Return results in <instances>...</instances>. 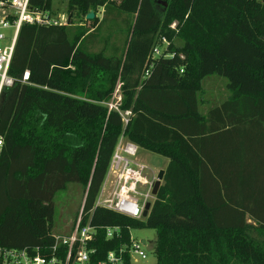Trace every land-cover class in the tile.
<instances>
[{
	"label": "trees",
	"instance_id": "obj_1",
	"mask_svg": "<svg viewBox=\"0 0 264 264\" xmlns=\"http://www.w3.org/2000/svg\"><path fill=\"white\" fill-rule=\"evenodd\" d=\"M61 1L71 25L22 27L0 99V246L50 248L55 197L77 184L98 229L89 264L142 228L157 232L156 264H264V0ZM211 76L230 97L203 114ZM122 138L169 160L143 221L95 207Z\"/></svg>",
	"mask_w": 264,
	"mask_h": 264
},
{
	"label": "built area",
	"instance_id": "obj_2",
	"mask_svg": "<svg viewBox=\"0 0 264 264\" xmlns=\"http://www.w3.org/2000/svg\"><path fill=\"white\" fill-rule=\"evenodd\" d=\"M43 2L44 6L39 7ZM51 6L47 7V3ZM68 3L61 0H0V99L5 88L12 87L17 80L10 77L9 72L15 55L17 42L22 27L27 25L42 26H70L71 16L69 6L65 10L62 5ZM177 24L171 26L176 29ZM162 44L166 49L162 51L157 45L153 57H160L167 50L169 43L163 38ZM149 70L145 71L148 77ZM29 72L25 73L20 83L28 84ZM121 89V85H119ZM121 90H118L119 94ZM122 96H119L121 101ZM110 109L119 110L118 104L111 105ZM124 121L127 124L126 116ZM5 140L0 136V161L3 155ZM158 173L138 158V149L127 146L122 139L112 158L104 184L96 200V208H105L119 215L143 221V213L147 203L156 199L153 189ZM153 205V203H152ZM85 199L73 222L69 233L54 234V244L41 252L36 249H17L0 246V264H89L95 250L91 243L96 240L98 229L89 220L84 222ZM108 240L120 239L119 227L103 228ZM145 244L138 242L132 236L130 243L120 247L118 251H111L101 264H124L129 259L131 264H144L148 254L143 249Z\"/></svg>",
	"mask_w": 264,
	"mask_h": 264
},
{
	"label": "rangeland",
	"instance_id": "obj_3",
	"mask_svg": "<svg viewBox=\"0 0 264 264\" xmlns=\"http://www.w3.org/2000/svg\"><path fill=\"white\" fill-rule=\"evenodd\" d=\"M67 6V4H63L62 9L65 10ZM99 16L100 18L103 17V11H100ZM74 23L78 24L79 20L75 18ZM87 25L88 27L90 26V24ZM107 37L108 33L106 30L103 29L100 38L94 43V47H92L91 50L97 52L101 51L105 47V43L101 39H107ZM115 40L117 41V39L113 36L112 39L109 40V44ZM161 49L162 51H164L166 49V46L162 44ZM118 90H120L119 86L116 89L113 99L106 104V106H108L109 108L111 105L114 106L115 104H118L119 108L122 102V100L119 101V96L122 95L121 92H119V94L117 93ZM229 97L230 92L228 90V80L226 78L220 76H211L206 78L203 81V91L200 94V99L202 103L201 112L203 114H206L210 109L220 105ZM122 141L123 143H126L127 139L122 138ZM140 161L148 165L152 171H154L155 173L158 172L159 174L158 167L162 166L167 160L161 156L151 153L147 156L142 155ZM84 199V188L77 184L69 185L67 190L61 191L56 195L54 200L55 234H65L70 232L74 220L76 219L78 213H80L81 207L84 203ZM132 236L135 240L140 243H142L143 241L147 242V244L143 246V249L148 254V259L144 262V264H156L157 261L154 254L155 242L157 240L156 230L148 228L134 229L132 230Z\"/></svg>",
	"mask_w": 264,
	"mask_h": 264
},
{
	"label": "water",
	"instance_id": "obj_4",
	"mask_svg": "<svg viewBox=\"0 0 264 264\" xmlns=\"http://www.w3.org/2000/svg\"><path fill=\"white\" fill-rule=\"evenodd\" d=\"M164 5L167 6V3H165ZM94 18H95V13H94V11H91V12L87 15L86 20H87V21H91V20H93ZM164 176H165V170L160 171L159 174H158V177H157V181L155 182L154 189H153V196H154V197H157V196H158L159 190H160V188H161V186H162V183H163V181H164ZM151 208H152V203H150V202L147 203V204H146V207H145V210H144V213H143V217H144L145 219L148 218V216H149V212H150ZM143 244L146 245L147 242H146V241H143Z\"/></svg>",
	"mask_w": 264,
	"mask_h": 264
},
{
	"label": "crops",
	"instance_id": "obj_5",
	"mask_svg": "<svg viewBox=\"0 0 264 264\" xmlns=\"http://www.w3.org/2000/svg\"><path fill=\"white\" fill-rule=\"evenodd\" d=\"M205 105V104H204ZM127 146H130V147H132V148H137L138 149V158L140 159L141 158V156L142 155H148V154H151V152H148V151H146V150H144V149H141V148H139L138 146H136V145H134V144H132V143H130L128 140H127V142L125 143ZM153 154V153H152ZM167 160V159H166ZM168 164H169V160H167L162 166H160V167H158V171L160 172V171H162V170H165L166 171V169H167V167H168ZM158 173V172H157Z\"/></svg>",
	"mask_w": 264,
	"mask_h": 264
}]
</instances>
